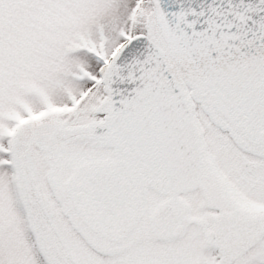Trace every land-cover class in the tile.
Here are the masks:
<instances>
[{"label": "snow or ice", "instance_id": "snow-or-ice-1", "mask_svg": "<svg viewBox=\"0 0 264 264\" xmlns=\"http://www.w3.org/2000/svg\"><path fill=\"white\" fill-rule=\"evenodd\" d=\"M0 264H264V0H0Z\"/></svg>", "mask_w": 264, "mask_h": 264}]
</instances>
